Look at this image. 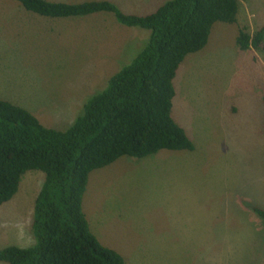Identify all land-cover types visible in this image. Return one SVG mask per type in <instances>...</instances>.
<instances>
[{
	"label": "rangeland",
	"instance_id": "374dc122",
	"mask_svg": "<svg viewBox=\"0 0 264 264\" xmlns=\"http://www.w3.org/2000/svg\"><path fill=\"white\" fill-rule=\"evenodd\" d=\"M104 1L144 16L167 0L145 10L131 0ZM236 1V22L214 23L172 82L170 116L192 151L120 157L87 176L81 210L89 232L124 264H264V223L251 212L264 210V52L234 46L238 29L251 34L264 24V0ZM147 37L110 13L49 19L0 0V100L63 131ZM42 180L39 171L25 172L0 206V249L33 244Z\"/></svg>",
	"mask_w": 264,
	"mask_h": 264
},
{
	"label": "trees",
	"instance_id": "16d2710c",
	"mask_svg": "<svg viewBox=\"0 0 264 264\" xmlns=\"http://www.w3.org/2000/svg\"><path fill=\"white\" fill-rule=\"evenodd\" d=\"M13 1L49 19L110 13L117 24L147 31L148 37L63 131L43 127L26 110L0 100V206L13 197L25 172L43 175L32 205L33 244L0 249V263L124 264L89 232L81 210L87 176L120 157L192 151L183 129L170 116L172 82L184 57L205 46L214 23L236 22L237 1L167 0L144 16L122 13L107 1ZM234 46L240 52H264V24L251 34L238 29ZM260 101L264 111V93ZM251 212L264 223L263 209L254 207Z\"/></svg>",
	"mask_w": 264,
	"mask_h": 264
},
{
	"label": "crops",
	"instance_id": "0c3cea01",
	"mask_svg": "<svg viewBox=\"0 0 264 264\" xmlns=\"http://www.w3.org/2000/svg\"><path fill=\"white\" fill-rule=\"evenodd\" d=\"M101 1V0H99ZM104 1V0H103ZM159 1V0H131L132 3H137V2H140V6H138L137 8L138 9H141V10H145L147 8H151L155 5V3ZM133 8H136V6H134ZM139 16V15H137ZM143 16V15H142Z\"/></svg>",
	"mask_w": 264,
	"mask_h": 264
}]
</instances>
